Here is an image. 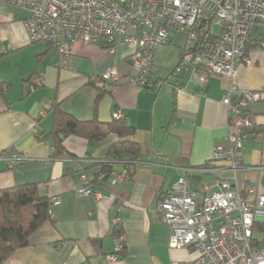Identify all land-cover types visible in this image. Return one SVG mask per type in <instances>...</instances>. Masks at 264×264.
I'll return each mask as SVG.
<instances>
[{"label":"crops","instance_id":"1","mask_svg":"<svg viewBox=\"0 0 264 264\" xmlns=\"http://www.w3.org/2000/svg\"><path fill=\"white\" fill-rule=\"evenodd\" d=\"M27 15L0 1V45L7 47L0 53V190L34 183L42 196L58 198L59 204L50 206V219L31 234L28 244L1 264H184L195 258L194 247H169L158 197L180 177L193 190L209 180L194 169L216 145L228 143L229 114L222 95L231 81L242 90H264V50L250 45L249 63L240 61L233 79L209 74L202 88L191 69L177 70L185 43L173 51L167 47L169 37L156 53L155 88H137L126 83L132 71L127 45L118 43L110 54L99 43L75 40L70 52L74 69L62 67L45 42H28L23 24ZM251 36L259 38L255 32ZM172 54L176 64L167 62ZM114 63L117 82L102 86L95 78ZM55 107L78 120L96 116L109 122L113 112L122 115L134 127L133 140L141 149L131 176L115 181L113 173L123 169L117 164L99 179L112 133L92 145L64 136L63 151L55 154L46 136ZM243 116L255 123L252 131L261 130L264 101L248 105ZM3 154L22 162L9 168ZM237 183L241 189L255 185L264 194V135H250L243 142ZM83 186L103 197L79 196L77 189ZM117 225L124 249L109 263L105 257L114 253Z\"/></svg>","mask_w":264,"mask_h":264},{"label":"built area","instance_id":"2","mask_svg":"<svg viewBox=\"0 0 264 264\" xmlns=\"http://www.w3.org/2000/svg\"><path fill=\"white\" fill-rule=\"evenodd\" d=\"M27 11L23 20L29 42L42 41L58 54L62 67L74 69L70 58L75 40L99 43L113 54L118 43L130 48L131 73L126 83L154 89L152 69L157 51L166 45L173 30L186 33L178 71L192 69L203 88L209 74L233 79L240 61L249 63L247 45L264 50V0H0ZM219 33L211 32L212 22ZM261 30V32L259 31ZM259 38L254 40L252 32ZM7 47L0 45V53ZM116 64L95 78L102 86L117 82ZM41 80L36 79V84ZM264 101V90H242L234 81L222 95L227 107V145H216L205 163L194 169L209 180L199 190L188 187L180 177L170 190L158 197L160 220L169 229L170 248L194 247L198 255L184 264H264V194L248 184L241 189L237 172L242 166L243 142L263 136L264 127L243 116L248 105ZM113 118L122 117L118 112ZM9 168L20 157L3 154ZM117 182L130 177L128 169L113 173ZM84 179V176H82ZM104 180L105 175H99ZM79 196L103 194L88 186L77 189ZM59 204L58 198L49 206ZM262 232L256 239L253 230ZM122 235L115 237L114 262L123 249ZM171 264H180L173 261Z\"/></svg>","mask_w":264,"mask_h":264},{"label":"trees","instance_id":"3","mask_svg":"<svg viewBox=\"0 0 264 264\" xmlns=\"http://www.w3.org/2000/svg\"><path fill=\"white\" fill-rule=\"evenodd\" d=\"M254 32L258 35L257 31ZM249 46L250 42L247 51ZM134 130L123 116L112 117L109 122H101L96 116L90 120H78L61 108L55 107L52 126L46 136L53 141L55 154H60L63 151L64 136H77L92 145L112 133L115 137L107 149L105 160L100 163L99 175L106 176L117 164H121L124 169L129 170L131 176L133 167L141 157L140 146L133 140ZM49 219V198L39 193L36 184L28 183L1 189L0 264L9 259L19 248L26 246L31 234ZM113 233L121 235V227L115 226Z\"/></svg>","mask_w":264,"mask_h":264},{"label":"rangeland","instance_id":"4","mask_svg":"<svg viewBox=\"0 0 264 264\" xmlns=\"http://www.w3.org/2000/svg\"><path fill=\"white\" fill-rule=\"evenodd\" d=\"M211 32L214 35L219 33V25L215 21L212 22ZM170 37H171L172 41L167 45V47H170V49H172L174 51L175 47H178V46L182 47L184 45L185 40H186V33L183 31L173 30L170 34ZM39 42H41V41H36V42H31V43L38 44ZM168 56H169V53H168ZM167 62L169 64H172L173 62H175L174 61V54H172V61L170 59ZM174 64H176V62ZM191 71H192V69H191ZM253 236H254V238L259 240L262 238V232H260L258 229L255 228L253 230Z\"/></svg>","mask_w":264,"mask_h":264},{"label":"water","instance_id":"5","mask_svg":"<svg viewBox=\"0 0 264 264\" xmlns=\"http://www.w3.org/2000/svg\"><path fill=\"white\" fill-rule=\"evenodd\" d=\"M177 68V67H176ZM174 72V71H173Z\"/></svg>","mask_w":264,"mask_h":264}]
</instances>
